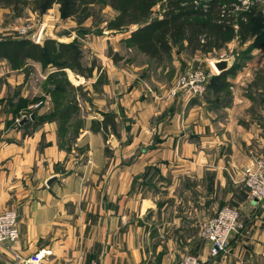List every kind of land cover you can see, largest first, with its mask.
Returning a JSON list of instances; mask_svg holds the SVG:
<instances>
[{
  "label": "crops",
  "instance_id": "0c3cea01",
  "mask_svg": "<svg viewBox=\"0 0 264 264\" xmlns=\"http://www.w3.org/2000/svg\"><path fill=\"white\" fill-rule=\"evenodd\" d=\"M232 41L216 56L229 53ZM263 49L236 52L227 87L216 92L210 83L201 100L147 103L139 99L149 88L143 67H108L104 75L121 85V99L96 112L112 111L116 128L132 119L113 148L101 129L91 131L93 120L103 122L99 113L67 144L57 122L30 120L29 132L0 127V212H15L19 233L16 244L0 246V264H12V248L22 258L49 252L40 264H178L184 253L200 264H264V205L238 183L248 154L264 156ZM185 53L177 52V65L183 56L193 66L206 61ZM6 63L0 71H10L14 88L22 73ZM222 206L241 211L243 228L211 257L196 226Z\"/></svg>",
  "mask_w": 264,
  "mask_h": 264
},
{
  "label": "rangeland",
  "instance_id": "374dc122",
  "mask_svg": "<svg viewBox=\"0 0 264 264\" xmlns=\"http://www.w3.org/2000/svg\"><path fill=\"white\" fill-rule=\"evenodd\" d=\"M197 1L206 2L207 0ZM250 3V0H241V5L245 9L246 6L250 5ZM163 4L164 3H161L159 6L157 5L154 7L152 18H159L161 16ZM260 9V12L252 21V28L250 30L251 34L248 41L241 44L237 38H235L232 41V46L229 48L230 52L227 54L221 53V55L224 54L227 56L226 59H229L230 57V59L235 62L233 58L236 52H240L242 50L246 51L248 46H251L252 44H256L259 48L264 45V41L263 44H261V38L264 40V36H262L264 35V0H261ZM90 15L91 16L85 22L78 25L72 19H62L59 6L57 5L53 6L50 10L43 14L32 12L31 10H25L20 17L15 18L13 17V14L0 13V40L24 39V37H27L26 40L29 39V41H31L32 39H36L37 33L40 29H49L57 40H59L57 42L61 41V43L67 44L76 42V45L78 44L81 65L87 69L93 67L92 73L84 78L77 76L74 71L66 70L63 78L64 81L66 79V81L69 82L72 89H68L69 86H67L66 89H68V92L65 91L63 94L52 95L51 92L54 88L53 83L57 84L56 81L53 82L52 80H58V76L54 79L52 77L55 72L53 66L49 65L46 68H42L40 64L30 61L29 65H25L23 69L17 70L22 73V79L19 85H14V88L7 83L9 79L7 78V74L8 72L10 73V71H6L3 68L4 70L0 71V105H5V109L2 110L0 108V121L3 118H6V120L4 119L0 127L5 129L10 128L11 130H20L23 128L29 132L28 126L25 125L29 124L31 121L35 122L36 120H39V123L34 124V126L40 123L57 122V130L59 134L63 135V142L67 144L71 137L78 135L81 129L85 127V122L89 120L88 118L93 117L95 113H97L96 106H99V103L102 104V108H105L121 99V85H119L118 82H115L114 79H109V81L106 75H104L106 72L105 70L108 69V67L121 70V67L126 65L125 63H128L130 66H137L140 68L143 67L141 69L142 78L147 81V86L149 88H143L146 93L140 91L142 93V97H139V99L155 100V97H158L157 100L167 99L170 101V99L174 100V98H179L181 95L189 97L184 90L176 91L175 96H172L171 94L176 80L180 76L183 77V75L189 71L212 70L210 67L211 60L221 56H219V54L216 56L217 54H215V52L208 55L206 54V61L202 56L203 58H201L203 61L194 62V66L189 65V62L186 63L188 59L183 56V63L180 61L177 65L176 55L177 52H181L179 45H177L173 47L169 55L163 58L162 62L156 63L155 61L148 59L146 56L139 54L133 45L126 42L130 33L137 28V25L125 27L118 31L108 29V22L116 17V12L106 6L104 2L90 7ZM5 26H7V28H5ZM12 26L19 28L28 26L30 30L26 36H16L14 33L9 31ZM63 40H66V42H63ZM260 44L261 46H259ZM0 61L6 63V61L2 59H0ZM261 69H263V71L260 80H264V65L258 70ZM91 77H93V79H91ZM114 77L117 76L115 75ZM119 78L121 79V73ZM88 79L91 80L88 81ZM103 86L105 87L104 89ZM158 92H161L162 94H159ZM205 95L206 92L204 96ZM204 96L201 98L189 97V99L201 100L204 99ZM148 100L146 101L147 103L149 102ZM71 102L76 103L77 112L70 116L69 121L65 123L64 128L60 127V123L56 119H47V116L53 115L56 112V109L61 110L65 106H70ZM42 110L43 112H41ZM98 113L103 116V120L105 119L104 116L110 119L111 116H115L112 111L105 114L102 112ZM32 115L34 116V119L30 121V116ZM116 116L118 117L117 114ZM7 118L10 119L8 120ZM23 120H26V122H24L22 126L19 125V122ZM127 120V125H124L121 121L119 122L116 128V136L109 132L104 133L103 131H100L104 142L108 144L107 147L113 148L114 139L119 140L120 133L122 134L123 129H129L131 127L132 119H126V121ZM97 123L93 120V124H91V131H98L96 126ZM1 131H3V129L0 130V132ZM118 143L119 147H121V141ZM108 150L109 153H111V150ZM252 156L264 158V156H256L254 152H251L250 155L248 154L249 164ZM249 164L247 163L241 168L240 176H238V183L241 184L242 182L245 195L248 200L249 196L244 186V174L245 169ZM222 207L219 208V210L228 208ZM232 209L237 210L239 214L241 213V211L236 207ZM219 210H217L216 213ZM205 220L206 219L201 221L196 226V230L201 238L200 227ZM185 255L187 254L184 253L179 260L181 261V258Z\"/></svg>",
  "mask_w": 264,
  "mask_h": 264
},
{
  "label": "trees",
  "instance_id": "16d2710c",
  "mask_svg": "<svg viewBox=\"0 0 264 264\" xmlns=\"http://www.w3.org/2000/svg\"><path fill=\"white\" fill-rule=\"evenodd\" d=\"M250 1L245 9L241 0H0V9H7L14 17H20L25 10L43 14L57 5L62 19H72L81 25L91 16L90 7L104 2L116 12V17L108 22L107 28L118 31L137 25L126 42L148 59L160 63L177 45L188 55H193L195 52H218L235 38L241 44L248 41L252 21L261 10V0ZM161 3H164L161 16L152 18L154 7ZM263 41L261 38V44ZM252 48H257V45L248 46L246 51ZM0 59L5 60L13 71L23 69L27 61L38 63L42 68L53 66L55 72L52 77L58 76V80H52L57 84L53 83L51 95L72 89L63 78L66 70L74 71L83 78L93 70V67L87 69L81 65L76 42L67 44L48 40L40 45L26 39H4L0 40ZM232 70L230 68L213 76L208 87L211 83L214 91H223L227 87L226 77ZM76 106L75 102H71L70 106L56 109L47 119H56L64 128L70 116L77 112ZM104 117L101 125L96 124L97 130L116 136L114 117Z\"/></svg>",
  "mask_w": 264,
  "mask_h": 264
},
{
  "label": "built area",
  "instance_id": "2783aa9c",
  "mask_svg": "<svg viewBox=\"0 0 264 264\" xmlns=\"http://www.w3.org/2000/svg\"><path fill=\"white\" fill-rule=\"evenodd\" d=\"M237 30V26H234ZM29 27H11L10 32L16 36H26L29 33ZM37 33L36 39L31 42L38 44L40 33ZM27 37H24L26 39ZM29 40V39H28ZM227 56L222 54L217 60H225ZM212 70L189 71L183 77L176 80L174 89L171 91L172 96L175 92L184 90L190 98H201L204 96L210 79L217 73ZM216 73V74H215ZM244 186L250 200L264 205V158L251 157L250 164L245 169ZM18 221L15 212H0V246L10 244L13 246L19 240ZM243 228L241 216L239 212L232 208H223L219 210L213 217L207 218L200 227V233L203 239L210 244L209 255L216 257L219 253L227 251L230 241L240 234ZM10 262L12 264H40L42 260L49 255V252H38L22 258L20 254L13 248L9 250ZM178 264H200L197 258L191 255H185Z\"/></svg>",
  "mask_w": 264,
  "mask_h": 264
},
{
  "label": "water",
  "instance_id": "95a60500",
  "mask_svg": "<svg viewBox=\"0 0 264 264\" xmlns=\"http://www.w3.org/2000/svg\"><path fill=\"white\" fill-rule=\"evenodd\" d=\"M48 40H57L56 37L51 33V30L49 29H43L42 32L40 33L38 44L42 45L45 41ZM233 60L225 59V60H214L212 61V67L215 70L217 74H220L226 70L229 69L231 63ZM34 116H30V120H33ZM26 122V120H23L22 123ZM52 181V180H50Z\"/></svg>",
  "mask_w": 264,
  "mask_h": 264
}]
</instances>
